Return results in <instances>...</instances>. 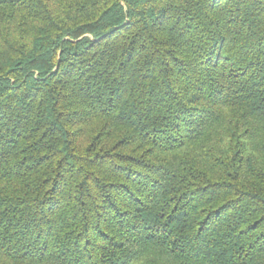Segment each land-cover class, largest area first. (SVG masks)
<instances>
[{
    "label": "trees",
    "instance_id": "1",
    "mask_svg": "<svg viewBox=\"0 0 264 264\" xmlns=\"http://www.w3.org/2000/svg\"><path fill=\"white\" fill-rule=\"evenodd\" d=\"M0 264H264V0H0Z\"/></svg>",
    "mask_w": 264,
    "mask_h": 264
}]
</instances>
